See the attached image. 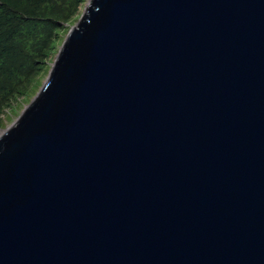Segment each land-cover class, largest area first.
<instances>
[{
	"label": "water",
	"instance_id": "water-1",
	"mask_svg": "<svg viewBox=\"0 0 264 264\" xmlns=\"http://www.w3.org/2000/svg\"><path fill=\"white\" fill-rule=\"evenodd\" d=\"M0 264H264V0H91L0 134Z\"/></svg>",
	"mask_w": 264,
	"mask_h": 264
},
{
	"label": "trees",
	"instance_id": "trees-1",
	"mask_svg": "<svg viewBox=\"0 0 264 264\" xmlns=\"http://www.w3.org/2000/svg\"><path fill=\"white\" fill-rule=\"evenodd\" d=\"M79 2L0 0V114L26 91Z\"/></svg>",
	"mask_w": 264,
	"mask_h": 264
},
{
	"label": "rangeland",
	"instance_id": "rangeland-1",
	"mask_svg": "<svg viewBox=\"0 0 264 264\" xmlns=\"http://www.w3.org/2000/svg\"><path fill=\"white\" fill-rule=\"evenodd\" d=\"M90 2L91 0H80L76 10L72 13V16L67 21H65V24H63L64 27L57 31V36L54 41V51H50L44 58L38 73L31 81L26 91L22 96L18 97L14 103H12L11 107L5 108L2 111L0 114V134L6 131L17 121V119L22 115L23 111L39 94L42 84L46 81L56 62L58 51L60 50L67 33L71 28L77 26L81 16H83V13Z\"/></svg>",
	"mask_w": 264,
	"mask_h": 264
}]
</instances>
